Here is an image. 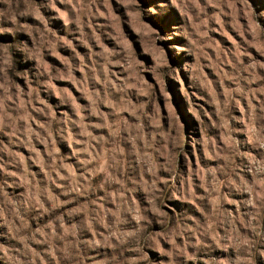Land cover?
I'll return each mask as SVG.
<instances>
[{"label":"rangeland","instance_id":"374dc122","mask_svg":"<svg viewBox=\"0 0 264 264\" xmlns=\"http://www.w3.org/2000/svg\"><path fill=\"white\" fill-rule=\"evenodd\" d=\"M24 3V17L16 15L13 7L10 9L12 19L0 22V200L16 201L22 192L30 191L33 186L47 185L50 195L58 196L63 202L64 194L48 181L49 178L55 180L59 173L61 177L67 174L77 183L82 182L80 161L73 152L80 147L82 138H94L91 148L95 153L118 148L123 153L122 167L126 173L132 144L141 156L160 163L151 150L158 147L155 143L158 137L155 131L149 136L150 127L159 128L164 134L171 132L173 136L176 135L173 129L178 128L183 152L174 154V163L179 175L172 177L158 171L157 188L162 189L165 182L179 179L183 183L186 179L190 190L199 196L211 179L218 192L227 197L229 203L223 206L228 211L235 214L241 196L250 200L248 218L264 230V209L258 203L264 200V154L252 148L241 149L246 153L248 168L239 173V180L236 176L228 177L237 183L243 181L247 186L248 191L239 196L224 191L225 175L216 171L217 168L227 171L230 164L238 163L228 149L243 143L245 137L250 143L264 141V0H196L198 9L190 8L188 16L201 27L206 38L204 55L193 56L191 61L199 84L190 85L181 73L184 95L174 90L175 85L162 80L152 101L142 98L144 90L136 84V73L125 75L122 63L104 62L112 60L120 43L135 50L129 28L137 34L143 31L146 37L145 25L156 27L143 15L144 7L155 6L151 0L148 4L145 0H72L71 3L52 0L50 5H42L41 0H24ZM196 11L199 18L195 17ZM178 12L183 14L180 9L170 7L166 15L158 18L157 30L171 24ZM20 25L24 30L18 29ZM141 44L146 51L156 54V47L147 39H142ZM97 63L110 74L116 89L125 82L129 86L127 92L101 91L102 86L97 81H102L103 76L97 73L93 78L91 71ZM140 78L153 85V80L147 76L141 74ZM98 97H105L103 103ZM141 108L153 116L150 126L144 123ZM140 129H143L139 133L142 138L137 141ZM109 137L113 140L109 141ZM101 140L103 143L97 147ZM168 148L171 152V147ZM105 162L101 158L98 168L103 169ZM209 169L215 173L214 178L209 176ZM197 171L200 175H193ZM143 179L146 185L156 183L151 173ZM98 195L101 198L93 196L92 204L86 197H80L71 205L61 203V208L78 209L83 205L87 212L112 207L103 202L102 191ZM118 195L126 194L119 192ZM112 197L115 201L117 192L114 190ZM144 197L133 194L138 210L142 211L147 205L146 192ZM215 199L218 201L219 196ZM234 200L237 203H231ZM157 208L169 217L180 212L176 202L167 197ZM83 214L74 213L71 219L64 216L59 227L51 216L42 223H34L27 216L23 219L30 229L39 228L53 237L62 229L70 237L64 243L71 245L75 243L73 237L80 236L74 229L78 216ZM57 215L61 213L58 211ZM236 228L240 239L247 238V232L239 224ZM97 230L93 225L88 237ZM6 231L7 225L0 223V232ZM95 239L98 243L94 249L79 252L82 257L79 264H109L112 259L120 264L125 260L127 264H143L131 246L120 256L109 244L100 242V236ZM15 243L20 246L19 242ZM55 243L53 239V246ZM0 244L8 246L3 239ZM24 246L32 249L34 264H48L40 246L26 238ZM167 247V243L161 241V248ZM187 251L191 254L193 250L188 248ZM230 253V256L219 250L212 255L197 253L189 264H215L216 261L227 264L229 259L243 264L238 248L230 249ZM145 255L152 264H164L162 253L145 250ZM57 264L63 262L57 259Z\"/></svg>","mask_w":264,"mask_h":264},{"label":"clouds","instance_id":"9594fccd","mask_svg":"<svg viewBox=\"0 0 264 264\" xmlns=\"http://www.w3.org/2000/svg\"><path fill=\"white\" fill-rule=\"evenodd\" d=\"M64 2L71 3L72 0H64ZM149 2L150 0H145L146 4ZM151 2L155 6L144 7L143 15L151 23H155L156 27L145 25L148 30L146 37L143 31L137 34L129 28V36L135 43V50L120 43L118 50L112 54V60L104 61L112 63L114 60L118 65L122 63L125 75L127 72L136 73L138 77L136 84L144 90L142 98L149 101L154 100L155 94L159 91L158 85L162 80H166L169 85H175L174 90L184 95V87L180 83L181 73L190 85L199 84L198 76L193 73L191 61L193 56L199 58L204 55L203 49L206 42L201 27L188 16L190 8L198 9L196 0H151ZM51 3L52 0H41L42 5ZM0 5L3 6L0 8V22L4 19H12L10 9L13 7L16 8V15L20 17L26 15L22 10L25 6L24 0H0ZM173 6L180 9L183 14L178 12L171 24L157 30L159 28L158 18L166 15L169 8ZM195 17L199 18V11L195 12ZM17 27L19 30H24L22 25ZM142 39H147L150 45L156 47L155 55L145 50L141 44ZM137 57L139 59H136ZM130 60L131 65H129ZM91 71L93 78L97 73L103 76L102 81H97L102 86L101 91L116 89L111 82L110 74L105 72L99 63L95 64ZM141 74L152 79L153 85L157 86L154 87L143 81L140 78ZM128 87L125 82H121V87L116 90L126 93ZM132 87L135 88L136 85ZM104 99L105 97H98L100 103H103ZM140 115L144 118V123L150 126L153 116L144 112L142 108ZM173 130L176 132L175 136L171 132L164 134L161 129L150 127L149 136L151 137V132L155 131L158 137L155 141L158 147L151 150L160 163L155 164L152 158L141 156L137 153L136 146L132 144L129 148L130 164L126 173L122 167L123 153L118 148L95 153V150L91 148L94 138L89 137L87 140L82 138L80 147L73 149L82 168V182L77 183L74 177L67 174L61 177L59 173L55 180L49 178L48 181L50 185L56 186L58 191L64 194L63 202L58 196L50 195L47 185L40 188L33 186L30 191L22 192L16 201L0 200V218H2L0 223L7 225V231L0 232V239L8 244V246L0 244V264H34L32 249L24 246L25 238L41 247V252L48 258V264H57V259L63 264H79L82 259L79 252L83 250L87 253L94 249L98 243L95 239L97 235L101 237L100 242L109 244L120 256H123L131 246L132 251L139 256L143 264H152V261L145 255V250L162 253L164 264H189L197 253L201 256L212 255L219 250L221 254L230 256V249L234 247L239 249V255L244 258L243 264H257V262L264 264V230L255 226L254 221L248 218L251 215L247 211L250 200L241 196L238 201L239 207L235 209L234 214L223 206L229 201L223 192H218L211 179L206 182V190L199 196L190 190L186 179L183 183L179 179L165 182L162 189L157 188L156 185L160 181L158 171L162 175L172 177L179 175L175 169L174 154L183 152V141L178 128ZM142 131L143 129L137 131V141L142 138L139 134ZM112 140L113 138L109 137V141ZM101 143L103 140L96 146L100 147ZM168 146L171 147V152ZM245 148L259 150L264 154V141L256 140L250 143L245 137L243 143L234 144L228 149L238 163L230 164L227 171L223 168L216 169L217 172L225 175L224 191L229 195L239 196L248 191L243 181L237 183L228 179L231 175L239 180V173L247 170L246 153L241 151ZM101 158L106 161L103 169L98 168ZM149 173L156 183L146 185L143 176ZM93 174H95V179H93ZM117 175L120 177L119 180H117ZM193 175H200V173L197 171ZM209 176L215 177L212 169H209ZM57 181L60 183L58 184ZM113 190L117 192L115 201L112 197ZM101 191L103 202L110 203L111 208H93L87 212L83 205L78 209L61 208V203L71 205L73 200L78 202L80 197H86L88 203L92 204L93 196L96 199L101 198L98 195ZM119 192H124L126 195L120 197ZM145 192L148 202L141 211L138 210L133 194H138L144 199ZM217 196H219L218 201L215 199ZM166 197L169 201L176 202L180 208L179 214L169 217L159 212L157 204H163ZM231 203H237V201L234 200ZM258 203L260 208L264 209V200ZM241 209L245 211L242 212ZM58 211L61 215H57ZM74 213L84 214L77 218L74 232L78 231L80 236L79 238L73 237L75 243L71 245L64 243L70 237L62 229L53 237L51 233L45 234L39 228L30 229L27 221L23 219V216H27L32 218L34 223H42L51 216L55 218L59 227L64 216L71 219ZM237 224L247 232V238L238 237ZM93 225L98 230L89 238L88 232L92 230ZM125 228L131 230L123 231L122 229ZM53 239L56 242L55 246H53ZM177 240L180 242L177 243ZM161 241L167 243L166 249L161 248ZM15 242H19L20 246L17 247ZM188 248L193 250L191 254L187 251ZM36 258L39 259V254ZM109 264H120V262L112 259ZM123 264H127V261L125 260ZM215 264H222V262L216 261ZM227 264H238V262L229 259Z\"/></svg>","mask_w":264,"mask_h":264}]
</instances>
